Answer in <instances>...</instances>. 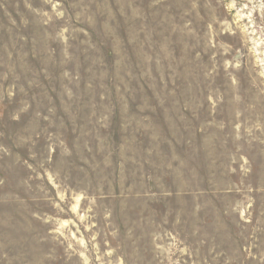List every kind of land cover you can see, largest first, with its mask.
Returning a JSON list of instances; mask_svg holds the SVG:
<instances>
[{
  "label": "rangeland",
  "instance_id": "374dc122",
  "mask_svg": "<svg viewBox=\"0 0 264 264\" xmlns=\"http://www.w3.org/2000/svg\"><path fill=\"white\" fill-rule=\"evenodd\" d=\"M0 264H264V0H0Z\"/></svg>",
  "mask_w": 264,
  "mask_h": 264
}]
</instances>
